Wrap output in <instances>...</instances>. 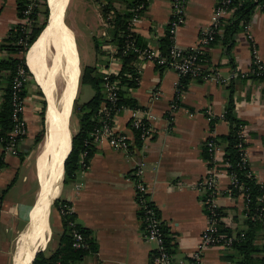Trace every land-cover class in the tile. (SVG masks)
Here are the masks:
<instances>
[{"label":"crops","instance_id":"crops-1","mask_svg":"<svg viewBox=\"0 0 264 264\" xmlns=\"http://www.w3.org/2000/svg\"><path fill=\"white\" fill-rule=\"evenodd\" d=\"M60 1L62 7L59 10V20L63 21V33L66 34L68 43L69 35L64 26V15L62 17L65 0ZM98 1V21L102 23L103 28L93 37L94 45L99 46V51L95 48L96 66L91 67L100 68L101 72L99 69L97 71L103 79L104 72L121 73L125 61L129 59V70L126 74L138 72L141 81L138 85L129 86V80H126L122 96L134 100L140 109L150 111L157 119L153 123L154 138L146 148L139 140H135L129 151L114 150L106 143L95 144L92 146L93 154L88 167L81 168L73 178L62 184L55 198L60 196L61 201L68 203L76 223L91 232L95 244L94 252L87 254L81 261L69 264H153L156 243L145 239L132 179L134 168L142 160L146 162L144 182L150 200L156 205L164 225L173 258L176 261H187L200 246L203 232L208 227L202 195L195 187L208 172L205 144L210 138H223L230 133V123L224 119L230 99L235 105V117L245 124L251 171L257 183L264 186V81L242 79L238 75L249 70L252 57L250 41L242 29L244 21L239 23L238 30L232 34L228 33L236 12L231 14L225 20L216 42L206 54L204 71H218L222 78L229 79L227 83L217 84L191 78L181 80L172 69L160 68L135 57L121 60L119 43L110 32L112 27L109 22L115 19L116 12H130V0ZM217 1L188 0L186 23L178 30L176 36L178 48L190 49L198 44L200 32L210 23ZM107 8L111 10L105 14L103 9ZM171 11V0H148L147 9L134 30L139 46L160 47V41L167 33ZM52 15L51 10L50 25ZM20 21L17 0H0V63L15 58L14 53L7 47V40L10 31L20 24ZM248 23L251 24V32L260 58L264 62V12L258 6ZM65 24L67 25L66 21ZM71 33L73 37L74 31ZM43 34L30 49V55L28 54V62L33 69L35 63L32 52ZM74 38L77 55L76 35ZM32 73L34 77L35 70ZM9 75L8 70H0V110L4 103ZM178 82L183 88L180 107L170 115ZM34 89L27 82L24 118L28 125V135L21 141L17 154L6 155L0 176V264H22L32 256L35 232L32 223L41 215L38 201L43 197L49 209L56 200H52L51 195L56 186L50 183L44 188L41 177L39 149L45 140L37 143L36 138L44 130L41 115L43 105L38 101L40 93L37 95ZM156 91L161 93V97L152 101L151 97ZM43 92L45 93L44 90ZM95 95L96 92L93 97ZM122 107L115 127L119 132L131 133V108ZM70 114L71 110L68 109L67 118ZM81 116L73 135L80 131ZM69 122V128L66 122L64 123L68 130V146L71 150ZM46 125L47 122V130ZM222 146L224 148L226 144L223 143ZM66 157L65 154L64 160ZM224 158L225 150L217 154L220 169ZM53 171L50 173L51 178H55L58 172L57 169ZM62 176L64 178V171ZM229 186L228 174L221 171L216 203L224 217L223 226L232 234L245 232L251 240V245L245 250L207 248L204 250L201 264H242L246 254L255 264H261L264 259V231L261 226H252L247 222L244 198L229 196ZM57 209L56 230L52 227L49 209L50 237L40 250L47 257L53 255L60 247L64 234L62 216L59 207Z\"/></svg>","mask_w":264,"mask_h":264},{"label":"built area","instance_id":"built-area-1","mask_svg":"<svg viewBox=\"0 0 264 264\" xmlns=\"http://www.w3.org/2000/svg\"><path fill=\"white\" fill-rule=\"evenodd\" d=\"M246 0H218L210 23L200 32L198 44L190 49H180L176 45V36L178 30L186 23V9L188 0H171V19L168 24L166 36L169 37L170 45L167 52H163L160 47L139 46L135 27L142 18L143 4H137L130 9L131 18L127 23V29L120 34L122 46L120 47L119 57L121 60L135 57L142 62H151L160 68L174 70L181 80L199 79L204 81H213L217 84H225L229 80L221 77L216 70L205 72L204 62L208 49L216 42L218 35L225 20L237 11ZM35 3L28 4L20 21L22 37L18 40L19 46H27L30 39L31 27L33 24L31 15ZM264 12V3L258 5ZM243 31L246 33L251 44V63L249 70L238 73L242 79H250L251 76L264 77V62L259 55V49L251 32V24L244 23ZM100 71V68H97ZM134 72V70H132ZM101 72V71H100ZM103 105L99 108L94 117L95 125L89 138L85 141L87 148H92L95 144H108L117 151H129L135 140H139L146 148L147 144L154 138L155 129L153 123L156 117L145 109H131L130 128L131 133L119 132L115 127L117 116L122 112L120 106V93L123 88V79L129 80V83L138 85L141 81L137 73H127L121 76V73H103ZM237 75V74H236ZM28 82L26 71L19 67L12 83L11 108H12V128L0 136V176L3 169L5 157L8 154H17L21 141L28 135V125L24 118L25 99L22 96L25 84ZM183 94V88L180 82L176 84V98L170 107V115L179 109V102ZM161 93L156 91L152 95V101H157ZM239 164L238 167L247 170V176L253 177L249 165L248 146H246V135L244 126L239 131ZM214 139V138H212ZM209 154L206 176L202 177L196 184V191L202 195V202L208 220V227L203 232L200 246L191 254L187 261H176L166 244V233L164 225L158 213L156 205L150 200L147 185L144 182L146 172V162H139L132 172V179L135 185L136 203L139 210L140 219L145 231V239L156 243V250L153 257V264H201L204 250L212 247H222L226 249L236 248L246 240V233H229L223 226L224 217L217 206L216 197L218 195V177L221 171L226 172L230 179V186L227 189L229 196L243 197L246 209L251 203L250 193L240 184L237 174L230 172L231 163L229 159L224 158L221 162V169L217 161V154L224 152V148L214 140H208L205 144ZM89 151L84 150L80 155L81 168L88 167L87 158ZM261 186V195L258 198L259 208L256 211V222L264 231V186ZM2 212V200L0 198V215ZM62 217L72 215V209L68 203L63 204L60 210ZM247 216V215H246ZM70 236L73 242V248L81 251H89L90 244L86 236L81 232L75 220L68 222ZM60 264V263H58Z\"/></svg>","mask_w":264,"mask_h":264},{"label":"trees","instance_id":"trees-1","mask_svg":"<svg viewBox=\"0 0 264 264\" xmlns=\"http://www.w3.org/2000/svg\"><path fill=\"white\" fill-rule=\"evenodd\" d=\"M112 2V0H109ZM31 2H34L35 5L32 10V27H31V34L30 39L28 40L27 46H19L17 44L18 40L22 37L21 32V25L18 24L16 27H14L9 34V38L7 40L8 48L14 53V57L8 61H4L0 63V70H8L10 72V75L7 79V88L5 91V97H4V103L0 110V136H3L7 134L11 128H12V108H11V94H12V83L13 80L17 74V70L19 67H22L27 75L28 78L31 75V68L28 62V55L30 48L33 46V44L38 40L40 35L43 33V31L46 29L49 23L50 19V9L46 7V10L44 12L45 19L40 26H38V20H39V11H40V0H17L18 5V14L20 20L23 18V13L26 10L28 4ZM264 3V0H246L244 3L239 6L235 13L234 22L230 25L228 28V33H233L234 31L238 30L239 23L241 21H244V23H248L250 21L251 15L254 11V9ZM137 4H143L144 8L141 10L142 15L147 9L148 6V0H130V3H128L129 10L136 6ZM111 9H103V12L107 14ZM131 18V13L126 14H119L118 12L115 13V19L110 23L111 29L110 32L113 35L114 40L118 41L119 47L122 46L120 34L123 33L127 29V23L129 22ZM243 29V27H242ZM161 50L165 53L167 52L170 40L168 36H165L160 41ZM35 45V44H34ZM96 51H99V46L95 45ZM130 63V60H126L124 64V68L121 72V76H124L126 72L129 70L128 64ZM96 67H85L82 72V78L81 83H90L92 87L94 88L96 95L86 104H84L81 108V128L78 134L74 135L72 138V144H71V152L66 159L64 170H65V183L73 178L76 173L81 169V162H80V155L84 150L89 151V156L87 158V161L89 162V159L91 158L93 151L92 148H87L85 146V141L89 138V134L93 131L95 121L93 120L95 115L97 114L102 101H103V80L100 77ZM33 74V73H32ZM250 79H256L264 81V77H258L256 75L251 76ZM126 83V79L123 80V84ZM129 86H134V84H129ZM27 83L24 86V90L22 92V96L25 99L27 95ZM42 94L41 92H39ZM120 106H128L131 109H139L137 106V103L128 98H124L122 96V91L120 93ZM42 119L44 122V130L41 132L40 136H37L36 142L40 143L45 136V108L42 112ZM224 119L230 123V133L223 137V138H210L208 140H214L218 142L221 146L226 144L224 147L225 150V158L229 159L231 163V167L229 168L230 172H235L237 174V178L241 185H243L246 189H248V193H250L251 203L249 205V208L246 209V215H247V222L252 226H260L256 222V211L259 208L258 198L261 195V186L259 183H257L255 177H248L247 176V170L244 168L238 167L239 164V131L240 127L244 126L245 124L238 120L235 117V105L232 99H230L227 111L224 115ZM214 123V122H213ZM138 140V139H137ZM207 140V141H208ZM247 146V144H246ZM223 147V146H222ZM205 158L207 161H209V154L207 152L206 146L204 150ZM68 154V153H67ZM67 156V155H66ZM212 164H208V167H211ZM239 195L237 193H234V197H238ZM60 203L66 204V201H60L58 200L55 203V206L59 207ZM221 211V210H220ZM71 220H75L74 214L69 215L67 217H62L63 222V228H64V234L61 239L60 247L57 249V251L47 257L43 251L39 252L32 264H69L72 262L81 261L87 254L94 252L95 250V244L93 242V239L91 238V232L81 228L79 225L81 232L86 236L89 244H90V250L89 251H81L76 250L73 248V242L72 238L70 236V230L68 228V222ZM165 232V230H164ZM166 237V244L168 246V241ZM251 240L249 236L246 234V240L241 244L236 246V248H239V250L246 249L247 247H250ZM169 248V246H168ZM170 250V249H169ZM171 252V251H170ZM242 264H255L253 262V259L249 258L248 254H246V258L244 259V262ZM261 264H264V259L261 261Z\"/></svg>","mask_w":264,"mask_h":264},{"label":"bare ground","instance_id":"bare-ground-1","mask_svg":"<svg viewBox=\"0 0 264 264\" xmlns=\"http://www.w3.org/2000/svg\"><path fill=\"white\" fill-rule=\"evenodd\" d=\"M49 3L53 13L52 22L51 25L49 22L47 31L44 33L47 41L45 53L43 52V54L39 55L36 59L35 78L41 83L40 85L45 91L47 97L46 128L48 132L41 150L42 155L40 152L39 160L44 188L50 183L53 184V186H56L55 190H50L53 200L56 199L55 197L58 195L62 186V175L64 171L63 162L68 148V130L61 114V107H63L62 104L69 92L72 81L71 67L67 55L68 43H66V34L63 33V21L61 20L60 22L59 20V10L62 7V4L60 0H49ZM63 15L64 14L62 13V17ZM51 55H54V58L50 64L51 66H48L47 68L46 61ZM60 78L64 81V86L61 91V97L57 100V82L60 81ZM52 138L54 139L55 144H52ZM56 169L58 170L55 175L56 177L54 178V176H52L51 178L50 173ZM38 205L41 215L32 223V229H35L33 254L22 264H32L35 254L43 249L50 237V229L48 226L50 208L48 209L43 197H40Z\"/></svg>","mask_w":264,"mask_h":264},{"label":"rangeland","instance_id":"rangeland-1","mask_svg":"<svg viewBox=\"0 0 264 264\" xmlns=\"http://www.w3.org/2000/svg\"><path fill=\"white\" fill-rule=\"evenodd\" d=\"M99 4L100 2L98 0L97 1L96 0H65V4H64V10H63L64 19L68 27L70 28L69 29L67 27L64 21V26L69 35L68 44H67V55L68 57H70V60H71L70 67H71V81L72 82L70 84L69 92L62 104L63 107H61V112H62L61 114L67 126H68V122L70 121L69 130L71 133V141H70L71 144H72V138L74 136L73 135L74 130L75 128H78V125H79V120L81 116L80 109L82 108L84 104L89 102L93 98V95L95 94V90L90 83L88 82L81 83V78H82L81 72H82V69H84L85 67L94 66L96 64L95 45H94L93 37L97 36V34L103 28L101 25L102 23L98 21L100 20L98 18V13H100ZM46 7L50 9L49 0H40L39 20L37 22L38 26H40V24H42L45 19L44 12L46 10ZM50 15H51V9H50ZM72 31H74L75 33L73 37H72L73 34L71 33ZM75 35H76V41H77V55L75 51L76 49L75 48V38H74ZM41 39L38 41V43L36 44L32 52V58L35 63L34 69L31 63H29L31 66V70L33 71L35 70V67H36L37 57L43 54V52L45 53V46H46L47 41L45 39L44 34L41 37ZM66 43H67V37H66ZM53 58H54V55L53 56L51 55L48 57V60L46 61L47 68L48 66H51L50 64L52 63ZM34 78H35V75L33 77V74L31 72V75L28 78V82L32 87L35 88L34 90L37 93V95L39 92L42 93L38 95V101L42 102L43 109L45 108V120H46V111H47L46 95L41 89L37 80ZM59 80L60 81L57 82V92H56L57 100L60 99L61 91L64 86V81L61 78ZM68 109L71 110V114L69 118H67ZM46 137H47V130L45 129L44 140L46 139ZM51 142L52 144H55V141L53 138ZM42 148L39 149L41 153H42L41 151ZM68 148L69 149L67 150V153L70 152V147L68 146ZM64 183H65V170H64L63 184ZM58 200H60V196L55 200V202L51 205V208H50L51 224L54 230H56L55 224H56V217H57V210H58L57 206H55V203ZM62 206H63V203H60L59 211L61 210Z\"/></svg>","mask_w":264,"mask_h":264},{"label":"water","instance_id":"water-1","mask_svg":"<svg viewBox=\"0 0 264 264\" xmlns=\"http://www.w3.org/2000/svg\"><path fill=\"white\" fill-rule=\"evenodd\" d=\"M49 22H50V20H49ZM48 25H49V23H48ZM47 27H48V26H47ZM47 27H46V29H47ZM46 29H45V30H46ZM45 30H44V31H45ZM44 31H43V32H44ZM42 34H43V33H42ZM42 34H41V35H42ZM41 35H40V36H41ZM35 43H36V42H35ZM35 43H34V44H35ZM34 44H33V45H34ZM31 48H32V47H31ZM31 48H30V49H31ZM70 152H71V150H70ZM70 152L68 153L67 157H66L65 160H64V165H65L66 159L68 158ZM63 179H64V178H63ZM62 184H63V181H62ZM54 202H55V201H53V203H54ZM53 203H52V204H53ZM52 204H51V205H52ZM39 252H40V251H39ZM39 252H37V253L35 254L34 259H35L36 255H37ZM34 259H33V261H34ZM33 261H32V263H33Z\"/></svg>","mask_w":264,"mask_h":264}]
</instances>
